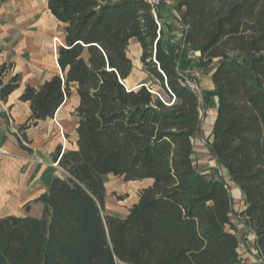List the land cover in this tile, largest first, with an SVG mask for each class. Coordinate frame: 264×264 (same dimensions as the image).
<instances>
[{
  "label": "trees",
  "instance_id": "trees-1",
  "mask_svg": "<svg viewBox=\"0 0 264 264\" xmlns=\"http://www.w3.org/2000/svg\"><path fill=\"white\" fill-rule=\"evenodd\" d=\"M49 9L66 25L61 74L20 100L35 125L76 87L77 147L56 153L40 218L0 219V264H243L225 177L242 192L240 219L264 260V0H174L178 41L166 11L145 0H49ZM132 40L151 78L137 90L125 85ZM8 69L3 101L21 83H4ZM196 71L214 85L202 100L188 84ZM211 96L218 109L206 145L222 172L206 173L195 141ZM108 176L152 181L125 219L104 213Z\"/></svg>",
  "mask_w": 264,
  "mask_h": 264
},
{
  "label": "crops",
  "instance_id": "crops-1",
  "mask_svg": "<svg viewBox=\"0 0 264 264\" xmlns=\"http://www.w3.org/2000/svg\"><path fill=\"white\" fill-rule=\"evenodd\" d=\"M65 27L51 13L49 0H0V70L10 67L3 81L7 83L14 76H21L20 87L6 101L0 98V219L40 218L44 206L39 199L57 174L52 167L56 153L77 147L79 95L76 87L53 118L35 125L30 122L31 103L20 100L26 88L38 89L54 75L61 74L53 39L59 37L64 44ZM133 42L136 41L130 44ZM142 84L133 74L125 81L128 90H137ZM211 89L214 90L213 84ZM215 104L209 141L217 117V99ZM197 152L195 149L196 164L202 171L209 173L217 166L215 160L211 158L213 161L207 162ZM202 165L207 167L202 168ZM237 190L243 211L244 197L241 190ZM128 214L120 218L125 219ZM255 240L254 232L250 231L248 239L241 241L243 264H264Z\"/></svg>",
  "mask_w": 264,
  "mask_h": 264
},
{
  "label": "rangeland",
  "instance_id": "rangeland-1",
  "mask_svg": "<svg viewBox=\"0 0 264 264\" xmlns=\"http://www.w3.org/2000/svg\"><path fill=\"white\" fill-rule=\"evenodd\" d=\"M159 4L156 6L157 10H165L166 13L164 22H168L170 25V34L168 37L175 39L176 41L180 40L182 36V28L179 24V14L174 10V0H158ZM162 23V22H161ZM160 25L162 26V24ZM55 39V38H54ZM53 39L54 47L56 45L58 47L63 44L61 39L59 42L55 43ZM136 41V40H135ZM141 48L138 42H133L130 44L128 55L133 60L134 70L132 72L133 77L139 80H142L143 83L150 85L151 78L149 74L146 72L144 65L141 63ZM193 58L197 57L196 55H192ZM189 86L195 90L200 96L201 100L204 92H212L211 85L213 84L210 76H202L196 71V73L192 76V80L188 82ZM216 98L211 96V102L208 104L202 103V111H201V121H202V134L199 137L198 145L195 146V149L198 150L197 155H201L205 157L207 162L213 161L214 159L208 152V147L206 142L209 140V131L212 127V122L214 120V109L216 107L215 104ZM200 150V152H199ZM211 156V157H210ZM213 160H212V159ZM197 160V159H196ZM195 160V161H196ZM217 163V162H216ZM209 165V163L207 164ZM207 165L203 166L207 167ZM213 169H218L219 172H222L219 168L218 164ZM56 172L58 170L56 169ZM227 185L230 190V194L233 200V219L235 221V225L238 229V235L241 241H245L248 239L250 235V230H248L242 220L240 219V213L242 212V200L239 197L238 188L225 177ZM152 184L151 180H143V181H135V182H126L120 178H114L111 176L106 177L105 179V187H106V203L104 213L105 215H111L114 217H124L128 214L129 210L137 203L139 193L143 188H146Z\"/></svg>",
  "mask_w": 264,
  "mask_h": 264
},
{
  "label": "built area",
  "instance_id": "built-area-1",
  "mask_svg": "<svg viewBox=\"0 0 264 264\" xmlns=\"http://www.w3.org/2000/svg\"><path fill=\"white\" fill-rule=\"evenodd\" d=\"M145 1H146L147 3H149L154 9H155L156 6L159 4V1H158V0H145ZM154 12H155V10H154ZM158 25H159V28H161L160 23H158ZM54 40H55V43L59 42V39H57V38H55ZM59 43H60V42H59ZM61 45H62V44H61ZM61 45H60V46H61ZM54 48H55V50L58 51L56 45H55ZM58 48H59V47H58ZM21 141H22L23 143L26 144V142L23 140V138H21ZM52 167L55 168V169H59V168H60V167H59V161H57V162H53Z\"/></svg>",
  "mask_w": 264,
  "mask_h": 264
}]
</instances>
